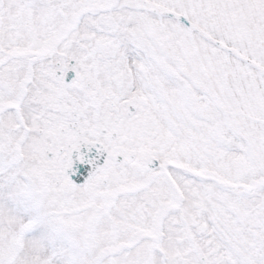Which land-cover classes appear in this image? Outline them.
Returning a JSON list of instances; mask_svg holds the SVG:
<instances>
[{
    "label": "snow or ice",
    "instance_id": "1",
    "mask_svg": "<svg viewBox=\"0 0 264 264\" xmlns=\"http://www.w3.org/2000/svg\"><path fill=\"white\" fill-rule=\"evenodd\" d=\"M0 264H264V0H0Z\"/></svg>",
    "mask_w": 264,
    "mask_h": 264
}]
</instances>
